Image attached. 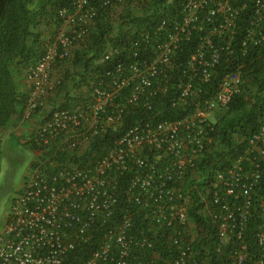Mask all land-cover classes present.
I'll return each instance as SVG.
<instances>
[{"label": "built area", "instance_id": "1", "mask_svg": "<svg viewBox=\"0 0 264 264\" xmlns=\"http://www.w3.org/2000/svg\"><path fill=\"white\" fill-rule=\"evenodd\" d=\"M144 1L73 0L58 9L56 35L26 69L20 123L33 124L34 160L0 231V264H202L185 184L215 149L216 114L242 91L244 64L228 68L237 37L242 57L264 50V0H178V17L161 21L152 37L138 33L129 47L107 49L101 61L122 58L78 90L70 83L68 100L56 95L57 64L85 42L99 9L139 13ZM193 36L190 53H179ZM164 106L178 117L162 118ZM238 146L234 158L211 162L222 166L198 192L200 213L225 264H264V119ZM110 172H130L123 198L141 217L133 221L130 212L97 241L98 224L120 197ZM164 231L174 246L169 258L160 254Z\"/></svg>", "mask_w": 264, "mask_h": 264}, {"label": "trees", "instance_id": "2", "mask_svg": "<svg viewBox=\"0 0 264 264\" xmlns=\"http://www.w3.org/2000/svg\"><path fill=\"white\" fill-rule=\"evenodd\" d=\"M72 1L0 0V128L4 127L17 112L18 105L23 106L27 99V94L24 95L23 100L17 94L13 78V62L19 59L17 62L22 63V67L27 69L42 55L44 46L50 38H42L39 33L35 32L36 27L43 24L49 31V36L54 37L62 22L58 9L70 8ZM89 2L97 6L100 4V0H89ZM142 4L145 7L143 11L136 10L139 13L124 11L116 14V11L109 5L99 9L94 19V26L85 42L78 44L69 61L57 64V66L63 65L60 66L63 69L56 72L61 79L56 95H61L62 98L68 100L70 83L72 89L78 90L80 81L86 82L90 73L93 72L95 76L103 75V70L109 69L118 57L122 58L120 54H115L110 60L101 61L102 54L107 49L129 47L130 41L134 40L138 33L148 32L152 37L161 21L180 15L178 0H145ZM165 28H169V25L167 24ZM163 36L164 32L160 40ZM239 40L238 36L235 43L236 57L230 61L228 68H234L239 63L244 64L242 91L233 97L227 109L216 114L215 130L212 133L216 139L215 149L211 154L200 159L197 163L196 176L189 177L185 184L191 198L188 208L190 229L196 235L193 245L197 256L201 257L202 264H225L226 256L224 253L215 251V242L211 244L208 241V239L213 240V237L215 239V230L208 219L200 213L198 192L204 191L206 182L216 172L217 166H222V162L217 166L211 165V162L213 160L219 162L224 156H230V158L237 156L238 149L241 148L238 146V140L242 136L249 137L257 131L264 119V50L261 56H256L254 54L256 47H252L248 55L242 57L238 51ZM194 44L195 36L181 44L182 50L179 53L187 56L191 51L190 46ZM225 68L222 66V69ZM75 95L83 97L81 92ZM67 106L63 104L64 108ZM162 112V118L178 117V111L166 106L162 108ZM96 142L97 140L91 142L93 147L96 146ZM110 174L115 175L118 181L120 197L112 214L104 222L98 224V233L95 236L98 238L97 241L102 239L103 234L109 228L121 223L124 216L129 215L130 212L134 214L130 217L133 221L138 222L137 218L141 217L139 205L129 203L123 198V190L128 185L130 172L121 174L110 172ZM159 240L163 242V248L166 249L160 253L161 257L169 258L174 246L168 238V232L164 231V236ZM91 249L93 245L89 244L84 254L89 253ZM137 260L138 256L135 255L132 261ZM160 262L162 261H157L156 264H164Z\"/></svg>", "mask_w": 264, "mask_h": 264}, {"label": "rangeland", "instance_id": "3", "mask_svg": "<svg viewBox=\"0 0 264 264\" xmlns=\"http://www.w3.org/2000/svg\"><path fill=\"white\" fill-rule=\"evenodd\" d=\"M61 69L63 68L56 70L60 72ZM27 142L7 135L0 144V231L10 205L19 193L25 175L34 160V152Z\"/></svg>", "mask_w": 264, "mask_h": 264}, {"label": "crops", "instance_id": "4", "mask_svg": "<svg viewBox=\"0 0 264 264\" xmlns=\"http://www.w3.org/2000/svg\"><path fill=\"white\" fill-rule=\"evenodd\" d=\"M35 32L39 33L44 39H47L48 37L50 38L49 31L43 24L37 26ZM17 61H19V59H16L12 64L13 78L17 94L23 100L24 95H26L29 91L30 85L26 78V69L22 67V63L19 64ZM23 106L19 104L17 112L9 119L8 123L4 127L0 128V144L7 135L18 138L22 142L28 141L33 124H31V122L20 123V116L24 108Z\"/></svg>", "mask_w": 264, "mask_h": 264}, {"label": "clouds", "instance_id": "5", "mask_svg": "<svg viewBox=\"0 0 264 264\" xmlns=\"http://www.w3.org/2000/svg\"><path fill=\"white\" fill-rule=\"evenodd\" d=\"M27 143L30 145L29 141H28ZM31 149H32V148H31Z\"/></svg>", "mask_w": 264, "mask_h": 264}]
</instances>
